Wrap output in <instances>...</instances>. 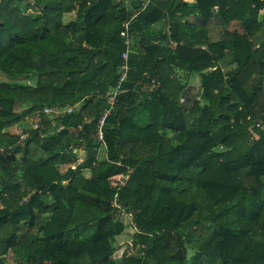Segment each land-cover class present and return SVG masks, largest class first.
Instances as JSON below:
<instances>
[{"label": "trees", "instance_id": "obj_1", "mask_svg": "<svg viewBox=\"0 0 264 264\" xmlns=\"http://www.w3.org/2000/svg\"><path fill=\"white\" fill-rule=\"evenodd\" d=\"M261 13L264 0H0V264H264ZM122 214L137 251L116 259Z\"/></svg>", "mask_w": 264, "mask_h": 264}, {"label": "rangeland", "instance_id": "obj_2", "mask_svg": "<svg viewBox=\"0 0 264 264\" xmlns=\"http://www.w3.org/2000/svg\"><path fill=\"white\" fill-rule=\"evenodd\" d=\"M69 16H67L66 18H68ZM71 17V16H70ZM69 17V18H70ZM68 18V19H69ZM231 29H239L240 26L238 24H233L230 27ZM232 68H234V65H227L226 67V71L231 70ZM19 82L22 83H29L31 85L35 84L34 80H26V79H20ZM188 84L192 87H199V78L198 77H194L193 79L189 80ZM17 111L20 112L21 108L18 107ZM30 121H28L27 119H24L22 122L17 123L15 126L11 127L10 129H8L6 132H9L10 134H20L22 133V130L30 127ZM79 162H82L84 160V153H79ZM101 156V154H100ZM83 175L85 177H89L90 176V172L89 171H85L83 172ZM127 178V175H120L119 177H115L112 178V186L115 188H118L119 185H121L123 183V181ZM122 222L126 225V231L123 234V236L121 238H119L118 240V244L116 245V251L114 254V258L116 259H121L124 255H131L134 254L137 250L133 249L131 247V242H132V238L131 235L134 233L135 229H134V224L132 223V218L131 216H128L126 214H122V218H121ZM192 253V251L190 252V254ZM7 264H15V260L13 259L12 255L8 256L7 259Z\"/></svg>", "mask_w": 264, "mask_h": 264}, {"label": "built area", "instance_id": "obj_3", "mask_svg": "<svg viewBox=\"0 0 264 264\" xmlns=\"http://www.w3.org/2000/svg\"><path fill=\"white\" fill-rule=\"evenodd\" d=\"M131 44H132V41H131L130 39L126 40V46H127L128 48H130ZM128 55H129V51H128V50H127L126 52L123 53V59H124L125 61L128 60ZM122 69H123V75H122V77H121V82H123V81L126 79V77H127V70H128L127 65H126V64L123 65ZM154 88H155V86L152 85V88H151L150 90L152 91V89H154ZM116 96H117V90H115V91L111 94V96L108 98V103H109L111 106H114V104L116 103ZM72 110H73L72 108H69V109L64 110V111H58V110L53 111V110H51V109H47V110H46V113H48V114H53V115H55L56 117H58V116H60L62 113H66V112H67V113H71ZM108 114H109V111H107V112L105 113V115L103 116V118L99 121V127H98V130H97V140H98V142L102 145V147H103L104 149L106 148V144H105V142H104V138H103L102 127H103V125H104V120H105V118H106V116H107ZM35 127H37V126H35ZM79 129H81V128H79ZM25 137H26V136H23L22 139H24Z\"/></svg>", "mask_w": 264, "mask_h": 264}, {"label": "crops", "instance_id": "obj_4", "mask_svg": "<svg viewBox=\"0 0 264 264\" xmlns=\"http://www.w3.org/2000/svg\"><path fill=\"white\" fill-rule=\"evenodd\" d=\"M262 17H264L263 13L260 14V18H262ZM84 172H85V171H84ZM117 177H119V176H117ZM125 180H126V179H125ZM125 180L123 181V183H122L121 185H119V187H121V186L124 184ZM119 187H118V188H119ZM114 188H115V187H114Z\"/></svg>", "mask_w": 264, "mask_h": 264}]
</instances>
